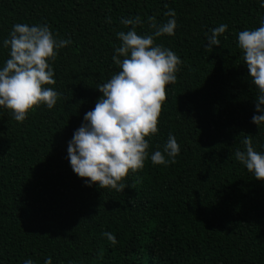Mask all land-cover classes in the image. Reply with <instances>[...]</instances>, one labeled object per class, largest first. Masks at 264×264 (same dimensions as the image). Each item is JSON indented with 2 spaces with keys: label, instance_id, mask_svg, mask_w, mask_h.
<instances>
[{
  "label": "trees",
  "instance_id": "1",
  "mask_svg": "<svg viewBox=\"0 0 264 264\" xmlns=\"http://www.w3.org/2000/svg\"><path fill=\"white\" fill-rule=\"evenodd\" d=\"M175 10V35L155 38L182 61L166 87L158 132L143 169L123 192L88 186L72 169L68 146L103 95L97 86L120 71L112 59L122 18L139 17L151 34ZM111 22H108V18ZM264 19L261 0H0V69L15 24L47 25L56 39L54 108L40 105L18 122L0 107V264H264V181L235 159L251 136L264 154V125L252 122V85L238 34ZM227 24L206 50L211 29ZM225 37H227L225 39ZM169 133L176 161L154 165ZM111 232L112 246L103 236Z\"/></svg>",
  "mask_w": 264,
  "mask_h": 264
},
{
  "label": "clouds",
  "instance_id": "2",
  "mask_svg": "<svg viewBox=\"0 0 264 264\" xmlns=\"http://www.w3.org/2000/svg\"><path fill=\"white\" fill-rule=\"evenodd\" d=\"M264 7V0H261ZM170 19L157 24L149 17L151 34L139 35L135 25L142 24L139 17L122 18L121 23L133 27L117 33L120 46L115 48L112 59L120 71L106 83L97 86L103 95L94 109L84 115V123L74 132L68 146V158L73 171L85 178L88 186L98 184L103 189L123 192L128 186L122 181L130 172L145 166L149 142L145 138L158 132L163 103L167 99L166 87L177 80L181 59L169 48L155 44V38L165 34L175 35L177 21L175 10L164 13ZM111 22V18H108ZM228 29L221 24L211 29L207 36L206 50L221 45L219 39ZM227 37H225L226 39ZM72 43L70 39H56L47 25L29 26L15 24L10 38L3 47L9 48L10 58L0 69V107L10 110L18 122H24L30 111L40 105L52 109L62 93L45 85H54V69L49 61H55L57 49ZM238 45L243 53L252 85L258 94L255 108L264 113V19L255 30H243L238 34ZM252 122L264 125V115H254ZM244 150L237 148L235 159L241 162L254 178L264 181V154L254 150L251 136L242 140ZM180 145L169 133L163 150L151 154L154 165L168 166L175 163ZM103 236L115 246L118 241L111 232ZM25 264H33L26 260ZM44 264H52L48 257Z\"/></svg>",
  "mask_w": 264,
  "mask_h": 264
}]
</instances>
